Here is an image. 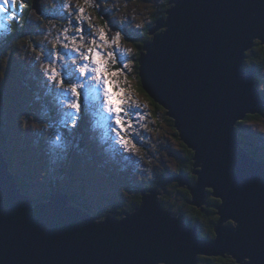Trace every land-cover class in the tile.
I'll use <instances>...</instances> for the list:
<instances>
[{
    "label": "snow or ice",
    "instance_id": "snow-or-ice-1",
    "mask_svg": "<svg viewBox=\"0 0 264 264\" xmlns=\"http://www.w3.org/2000/svg\"><path fill=\"white\" fill-rule=\"evenodd\" d=\"M141 2L153 5V19L142 17L134 24L135 12L132 16L127 12L122 18L117 16L121 0H51L50 12L35 0L31 6L35 20L30 15L21 24L28 0H0V13L16 24L15 35L9 32L8 38L20 41L14 48L0 49V81L7 78L8 67L16 56L30 67L46 95L55 97L58 105L53 107L62 114L57 122L35 111L21 110L16 113L17 128L66 151L68 137L75 136L82 124L89 128V112H94L104 129L102 139L114 146L115 157L130 166L135 187L117 186L116 196L121 205L128 204V211L117 215L107 204L85 208L88 222L97 228L110 222L125 224L132 216L161 207L174 220L180 214L178 204H190L199 197L201 202L210 200L208 206L215 211V219L230 226L228 230L240 238L241 250L231 254L232 264H264V172L258 189L253 188L245 179L230 138L223 133V106L210 102V97L238 98L243 92L244 76L260 66L264 0H226L222 6L231 10L228 16L188 20L181 27L179 10L187 6L182 0ZM127 3L123 0L125 8ZM43 22L49 26L42 28ZM129 28L134 36L129 35ZM174 32L169 72L186 113L196 123L197 139L193 143L174 126L173 133L180 135L183 149L190 156L181 159L179 149L173 152L166 148L167 156L172 158L166 160L155 144L149 147L150 138L144 131L153 130L149 121L154 125L156 117L144 110L146 105L138 100L130 77L133 73L137 78L143 76L141 52L147 60L151 49ZM37 35L44 41L37 42ZM259 76L257 89L264 96V73ZM141 88L146 89L147 84L141 82ZM155 107L176 119L162 101ZM253 114L259 113L248 111V115ZM231 123L236 131L245 130L241 127L246 123L244 113ZM176 161L179 166L174 168ZM182 192L187 193L186 198L180 197ZM56 194L55 188L46 191L48 197ZM10 196L21 205L36 199L28 188L10 193L0 184V264H6L10 249H28L36 235L35 225L20 218L9 219ZM212 238H217L215 230ZM160 239L140 248L138 264H174L171 245L179 243V236L164 237L166 244Z\"/></svg>",
    "mask_w": 264,
    "mask_h": 264
},
{
    "label": "water",
    "instance_id": "water-1",
    "mask_svg": "<svg viewBox=\"0 0 264 264\" xmlns=\"http://www.w3.org/2000/svg\"><path fill=\"white\" fill-rule=\"evenodd\" d=\"M182 3L187 6L179 10L178 27L188 20L224 18L231 11L222 6L226 0H182ZM175 35L174 32L159 41L151 49L147 60L141 52L143 76L140 80L147 84L144 91L150 89L148 95L156 103L162 101L172 109L176 119L170 118L174 126L178 127L179 134L195 143L196 123L186 113L184 101L177 93L169 72ZM255 73L256 69L244 76L243 92L238 98L225 96L213 100L210 97V102L223 106V133L231 140L245 179L258 189L264 172V158L254 156L242 145V138L231 123L241 113H244L245 118L249 110L260 113L264 108V97L258 92ZM1 142L0 133V184L12 193L20 189V185L10 169ZM56 193L55 197L47 200L28 201L23 205L10 196L7 204L9 219L16 221L20 218L26 224L35 225L36 235L28 249L22 252L10 249L5 256L6 264H138L141 247L156 243L158 237L161 238L160 242L166 244L168 241L163 238L168 235L179 236V243L171 245L174 264H198L201 254L207 257H232V253L241 250L240 238L228 230L230 226L216 221L214 230L217 238L208 239L200 234L197 225L190 226L185 221L182 212L170 220L163 207L132 216L125 224L110 222L103 228H97L86 220L84 208L71 202L68 193L60 188L56 189ZM205 201L201 202L197 197L190 204L203 208ZM32 203H35V207L31 206Z\"/></svg>",
    "mask_w": 264,
    "mask_h": 264
},
{
    "label": "rangeland",
    "instance_id": "rangeland-1",
    "mask_svg": "<svg viewBox=\"0 0 264 264\" xmlns=\"http://www.w3.org/2000/svg\"><path fill=\"white\" fill-rule=\"evenodd\" d=\"M72 2L75 3V0H72ZM40 4L50 12L51 0H40ZM152 8L151 3H143L141 0H136V2L128 0L125 8L123 0H121L120 12L117 13V16L122 18L125 12L132 16L135 12L136 18L133 22L135 24L139 23L142 17L152 19L150 15ZM30 15L35 20V16L31 11ZM6 16L7 14L0 13V25H3V27H0V39L7 40L5 44L0 41V48L5 50L10 48V42L15 41V47L20 43V41L8 38L11 27ZM53 23H59V21L54 20ZM48 26L47 22L41 24L42 28ZM131 29L129 28L128 31ZM53 34L55 33L53 32ZM34 39L37 42L44 41V37L40 35L35 36ZM12 61L13 64L10 63L8 67L7 78L0 81V92H2V99L0 100L1 120L4 124L1 127V133L5 138L1 146L12 172L24 181L25 188L35 193L36 199L46 195L47 189L54 187L59 189L60 187L57 186H64L68 192L77 195L79 201L89 199L90 207L107 204L110 209L111 202L116 200L121 207L117 208V215L120 212L128 211V204H120L116 191L119 184H126L131 187L129 185L130 181H133L131 168L125 161L115 157L112 151L114 146H110L108 142L102 139L104 129L99 126L100 118L94 112H89V128L86 129L82 124L81 130H78V136L68 137L66 151H61L55 145L46 144L44 139L25 134L22 129L17 128L16 113L21 110H32L37 112L38 115L55 119L57 122L62 114L53 107L58 105L55 97L46 95V91L37 85L30 67L16 56L12 58ZM260 73H264V69L256 73V85L261 82ZM130 80L136 90L138 100L146 105L144 110L156 117L154 125L151 120L149 121V127L153 130L144 131L145 137L150 138L149 147L151 148V145L155 144L159 154L166 160L172 159L167 156L166 148L168 151L173 152L179 149L178 154L181 159H184L182 158V156H185L183 143L179 140V136L173 133V126L168 120L169 117L160 110L156 112L151 99L145 95L143 90L137 87L135 73L130 77ZM241 127L245 129L240 131L241 134L245 135L248 140L243 142L242 145H245V148L254 149L258 158H264V108L255 121H246ZM88 137L92 138L90 142L93 144V152H89L90 148L76 147L72 155L69 154L68 149L74 145L75 139L79 138L80 142L83 140L85 143ZM178 166L179 161H176L173 167ZM136 179H139V177H136ZM48 198L41 200H47ZM180 207H183V210L188 209L184 203L178 204L179 209ZM204 223H200V233L207 231V225ZM206 263V259L200 260L199 258L198 264Z\"/></svg>",
    "mask_w": 264,
    "mask_h": 264
},
{
    "label": "trees",
    "instance_id": "trees-1",
    "mask_svg": "<svg viewBox=\"0 0 264 264\" xmlns=\"http://www.w3.org/2000/svg\"><path fill=\"white\" fill-rule=\"evenodd\" d=\"M33 3H34V0H28V5L29 6L27 7V9L25 8L23 10V15L20 16V23L21 24H23L25 18L30 15V9H31V6L33 5ZM9 24H11L10 25V27H11L10 32H12L13 35H15V28H16L15 22L9 20ZM0 41H1V43L5 44L7 40L0 39ZM14 42L15 41H13L12 43L10 42V46H9L10 48H14L15 47L14 46ZM16 43H18V42H16ZM13 58H14V56H13ZM12 62L13 61H11V64H13ZM259 64H260V66L258 68H256L257 72H261L264 69V50H260V62H259ZM136 84H137V87H139V89H141V90L144 91V89L141 88V80H140V78H137V76H136ZM147 96L151 99L152 104L155 106L157 103L149 95H147ZM1 99H2V92H0V100ZM0 110H1V104H0ZM155 110H156V112H158L159 111V108L155 107ZM1 115H2V110H1ZM165 115H166V113H165ZM258 116H259V114H253V115H248L247 114L244 119H245V121H255ZM168 120H169L170 124L174 127L173 119L169 117ZM3 125L4 124H3L2 120H1V127H3ZM80 130H81V128H80ZM82 130H83V127H82ZM1 131H0V133H1ZM238 133H239L240 137L242 138V141L243 142H247L248 141L246 139L245 135L241 134L240 131H238ZM75 135L78 136L79 135V132L77 131V133ZM1 138H2L1 144H3L5 138H4V135H2V133H1ZM79 138L75 139L74 140V145L71 146L70 149H68L69 154L72 155L73 151L76 150V147L90 148L89 152H93V148H92L93 147V144H92V142H90L89 140H87V142H85L86 143L85 144L83 140H81V142H80L79 141L80 140ZM243 146L245 147V145H243ZM246 149L248 151H250L254 156L257 155V152L254 149L249 148V147L246 148ZM183 151H184V149H183ZM184 155H185V157H189L190 156V154L187 153V152H185V151H184ZM188 163H190V160L188 161ZM15 177H16L19 185H20V188L21 187H24V181H22L17 175H15ZM165 178L167 179V177H165ZM129 185L131 187H135V184L133 183V181H130ZM57 187H60V189L63 190L64 193H68L70 195L71 202L73 204L78 205V206H80V207H82L84 209L90 207V205L88 203V200L89 199H82L81 201H79L78 198H77V195L71 194L70 192H68V190L64 186H62L63 188L61 186H57ZM139 195L140 194L137 193V196L138 197H139ZM180 197L186 198L187 197V193H183V192L180 193ZM46 198H48V196L47 195H44L42 197H38V199H35V201H39L41 199H46ZM206 202L207 203L202 206L204 209L201 208V207L194 206V205L189 204V203H184L188 209L183 210V207H180L179 210H180V212H183L184 211L183 213L185 215V220H186V222L190 226L197 225L199 227L200 226V223L202 224V223H204L203 221H205L206 223H204V224L207 225V231L205 233L201 232V235L204 236V237H206V238H208V239H213L212 238V233L214 231V225H215V223L217 221L215 219L216 213H215V211L212 208H210L208 206V205L211 204V201L210 200H206ZM117 208H121V207L118 205V202L116 200H113L111 202V206H110V209L109 210L110 211H114L115 213H118ZM128 209H129V207H128ZM123 210H125V209H123ZM121 213L122 212H120V214ZM209 213H211L212 215L209 216ZM205 259L207 261L206 264H232V257L231 256H226V257H221V256L205 257V256H201L200 257V260H205Z\"/></svg>",
    "mask_w": 264,
    "mask_h": 264
},
{
    "label": "flooded vegetation",
    "instance_id": "flooded-vegetation-1",
    "mask_svg": "<svg viewBox=\"0 0 264 264\" xmlns=\"http://www.w3.org/2000/svg\"><path fill=\"white\" fill-rule=\"evenodd\" d=\"M30 11H31V9H30ZM152 19H153V17H152ZM128 33H129L130 36H134L135 35L133 29L129 30ZM182 158H185V156L184 157L182 156Z\"/></svg>",
    "mask_w": 264,
    "mask_h": 264
},
{
    "label": "bare ground",
    "instance_id": "bare-ground-1",
    "mask_svg": "<svg viewBox=\"0 0 264 264\" xmlns=\"http://www.w3.org/2000/svg\"><path fill=\"white\" fill-rule=\"evenodd\" d=\"M27 9V8H26ZM128 14V13H127ZM142 17V16H141ZM14 24V23H13ZM11 25V24H10ZM81 163V162H80ZM204 204H206V201H205V203ZM183 213V212H182ZM184 214V213H183ZM186 221V220H185ZM199 228V227H198ZM201 234V233H200ZM204 237V236H203ZM206 238V237H205ZM201 256H205V257H207V255H203V254H201V255H199V258L201 257ZM229 256V255H228Z\"/></svg>",
    "mask_w": 264,
    "mask_h": 264
},
{
    "label": "clouds",
    "instance_id": "clouds-1",
    "mask_svg": "<svg viewBox=\"0 0 264 264\" xmlns=\"http://www.w3.org/2000/svg\"><path fill=\"white\" fill-rule=\"evenodd\" d=\"M256 73H257V70H256ZM256 73H255V76H256ZM255 80H256V77H255ZM257 86V85H256Z\"/></svg>",
    "mask_w": 264,
    "mask_h": 264
}]
</instances>
